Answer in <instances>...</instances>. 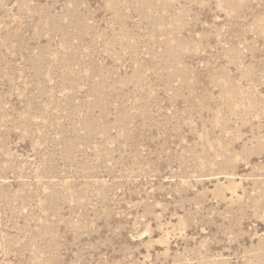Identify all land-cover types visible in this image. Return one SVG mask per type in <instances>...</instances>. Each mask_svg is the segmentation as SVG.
Wrapping results in <instances>:
<instances>
[{"label":"rangeland","instance_id":"374dc122","mask_svg":"<svg viewBox=\"0 0 264 264\" xmlns=\"http://www.w3.org/2000/svg\"><path fill=\"white\" fill-rule=\"evenodd\" d=\"M0 264H264V0H0Z\"/></svg>","mask_w":264,"mask_h":264}]
</instances>
